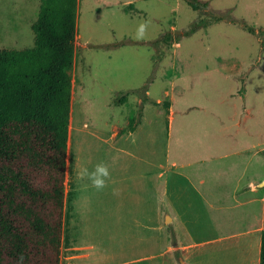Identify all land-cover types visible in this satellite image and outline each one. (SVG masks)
Returning <instances> with one entry per match:
<instances>
[{"label": "rangeland", "instance_id": "1", "mask_svg": "<svg viewBox=\"0 0 264 264\" xmlns=\"http://www.w3.org/2000/svg\"><path fill=\"white\" fill-rule=\"evenodd\" d=\"M207 3L206 8L193 10L187 0H77L68 123V133H73L71 156L77 166L71 167L74 180L72 188L68 187V213L78 226L76 231L69 230L72 222L68 216L58 264H75L77 253L89 256L78 264H101L97 259L104 251L108 252L107 264H169L168 256L161 255L159 240L162 236L167 247L175 240L170 220L166 217L164 221V215L157 213L148 219L141 214L147 190L153 212L163 188L165 178L156 166L165 158L169 162L203 158L207 152L200 148L204 146H213V155L224 152L231 143L232 130L227 129L230 118L235 112L240 119L245 115L240 101L228 100L235 85L221 75L225 70L231 73L235 65L260 58L261 76L249 86L247 100L257 120L264 115V0ZM38 5L39 0H0V49L20 50L32 45L31 25ZM218 16L221 19L215 20ZM141 24L146 30L143 38H137ZM191 27L194 30L188 33ZM165 92L173 100L172 122L165 112ZM142 101L149 102L142 127L119 147L140 159L148 153L155 166L150 165L145 175L141 173L142 162L133 161L131 175L121 174V161L115 169L111 159L112 129L120 128L123 133L129 131V121L137 124ZM100 163L109 167L110 180L98 191L90 181L78 180L77 173L81 168L91 172ZM165 175L169 186H186L179 178L173 181L170 172ZM65 180L64 175V187ZM186 217L191 221L189 229L180 234L182 241H208L240 229L211 227L210 219L219 216ZM147 221L149 245L142 241L147 231L136 224ZM227 244L221 245L225 249ZM171 249L173 257L175 250L180 256L176 244ZM232 249L223 256L239 254L250 264L255 245L249 254Z\"/></svg>", "mask_w": 264, "mask_h": 264}, {"label": "trees", "instance_id": "2", "mask_svg": "<svg viewBox=\"0 0 264 264\" xmlns=\"http://www.w3.org/2000/svg\"><path fill=\"white\" fill-rule=\"evenodd\" d=\"M76 3L39 0L32 45L0 49V264H17L21 254L23 264H58ZM174 257L181 261L176 250Z\"/></svg>", "mask_w": 264, "mask_h": 264}, {"label": "crops", "instance_id": "3", "mask_svg": "<svg viewBox=\"0 0 264 264\" xmlns=\"http://www.w3.org/2000/svg\"><path fill=\"white\" fill-rule=\"evenodd\" d=\"M247 16L248 14L245 15V17ZM260 71L261 64L260 58H258L251 64L235 65L231 73L226 70L221 72L224 78L235 85L233 91L230 90L228 93V100L233 98V100L240 101L241 109L245 113L241 119L237 112L230 118L232 123L227 129L232 130L229 132L231 143L226 146L223 153L213 155L211 149L213 146H204L200 148V151L207 152L203 158L171 162L165 158L163 164L156 166L159 175H163L165 178L163 188L158 193L156 209L153 212L149 208L150 194L147 190L145 194L146 208L144 210V206L142 207L141 214H146L148 219L151 213H157L164 215V221L166 217L170 220L169 225L173 227L175 244L184 264H246L245 257H241L239 254L223 256V253H232V248H234L238 253L240 251L249 254L254 245L255 250L250 255V264H258V236L260 239V231L264 228L262 226L264 221V184L262 183L264 182V115H261V119L257 120L247 98L251 90L249 86L256 84L254 80L261 76ZM144 94L149 97L148 90H145ZM167 95L169 94L165 92L164 98H167L165 112L168 113V120L172 122L173 100ZM137 102L140 103L141 99L138 98ZM157 103L161 104V101H157ZM148 104V101H142L139 121L133 130L120 133V128L113 127L112 129L110 153H113V156L111 159L114 161L115 169L119 167L118 161H121V174L128 175L130 173L131 175L133 161L142 162L143 171L141 173H145V175L149 174L150 165L151 168L155 166V164H151L148 153L145 159L143 157L140 159L138 155L119 147L121 141L129 135L135 134L142 127L141 125L145 120L144 110ZM236 108L235 105L234 109ZM72 134L69 132L67 138L61 234L64 227H68V216L72 215L68 213L70 205L68 190L72 188L71 180H74L71 167L75 166L76 168L77 166L76 159L71 156ZM98 140L102 141V138H98ZM166 153L169 154V151ZM167 171L172 174L173 181L179 178L184 180L186 186L184 188H181L180 185L169 186L171 182L166 178ZM196 214L219 216V218L210 219L211 227L239 226L240 229L237 231L231 229L232 231H227L225 234H220L208 241H182L180 234L189 229L187 224L191 221L186 216ZM69 219L72 224L69 225L68 229L76 231L78 225L75 219L72 216ZM148 221L145 223L136 222V224L147 231L146 237L142 235V241L145 240L149 245L150 227ZM239 237L242 239L236 242L235 239ZM159 241H161L163 248L161 255L168 256L167 262L179 264L173 257V250L171 249L173 245L167 247L166 240L162 239V236ZM224 242L231 244V246L227 244L228 248L224 249L221 245ZM234 244L236 245L233 246ZM210 245L217 248L209 249L208 246ZM78 250L81 251V247L78 246ZM100 257L97 260L101 264H107L108 252H101ZM88 258L87 254L77 253L74 256L75 264Z\"/></svg>", "mask_w": 264, "mask_h": 264}, {"label": "clouds", "instance_id": "4", "mask_svg": "<svg viewBox=\"0 0 264 264\" xmlns=\"http://www.w3.org/2000/svg\"><path fill=\"white\" fill-rule=\"evenodd\" d=\"M146 25L141 24L137 29V38H143ZM78 180H88L91 182V186L95 189L103 190L107 187L110 180L109 167L106 164L100 163L90 172L87 168H81L77 173ZM24 256L21 254L18 258L17 264H23Z\"/></svg>", "mask_w": 264, "mask_h": 264}, {"label": "water", "instance_id": "5", "mask_svg": "<svg viewBox=\"0 0 264 264\" xmlns=\"http://www.w3.org/2000/svg\"><path fill=\"white\" fill-rule=\"evenodd\" d=\"M264 184V182H262Z\"/></svg>", "mask_w": 264, "mask_h": 264}]
</instances>
